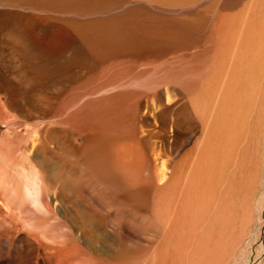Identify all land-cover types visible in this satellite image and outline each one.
I'll list each match as a JSON object with an SVG mask.
<instances>
[{"label":"bare ground","instance_id":"1","mask_svg":"<svg viewBox=\"0 0 264 264\" xmlns=\"http://www.w3.org/2000/svg\"><path fill=\"white\" fill-rule=\"evenodd\" d=\"M205 1L179 3V13L185 17L178 24L167 18L162 20V26L132 29L133 36L153 43L134 46L136 52H94L90 65H81L71 75L68 81L71 87L59 114L62 126L84 137L95 130L102 140L118 144L123 168L127 167L135 177L131 184L139 181L140 174L149 175L152 170L153 175L145 178L146 188L156 187L151 198L154 212L142 213L149 222L164 228L165 254L160 264H231L244 251L242 242L255 221L254 205L264 213V192L261 198L255 197L263 175L260 177L257 138L264 132V0H249L244 5H240L243 0L226 1L224 5H205ZM0 2L3 6L14 3L34 9L21 4V0ZM6 14L0 12V32L7 30L3 18ZM18 16L17 19L25 20ZM61 24L68 28L64 31L59 28L66 35L62 39L50 40L48 33L37 32L34 41L59 55L68 47L82 50L100 46L93 35L96 30H87L71 21ZM114 24L105 27L120 30L121 24ZM178 35L181 37L176 50L168 51ZM148 44L152 49H146ZM171 52L176 55L169 56ZM1 87L4 83L0 79ZM154 100L162 103V109L155 115L176 114L172 123L183 143L188 142L193 131H201L191 148H153L152 152L143 148L145 137H138L137 129L150 116ZM41 151L42 148L37 149L35 159L45 180L52 182L62 175L65 165L58 166ZM101 152L100 147L87 148L83 154L98 161ZM262 182L261 186L264 179ZM48 186L52 190L53 186ZM55 193L50 194L55 201L54 209L74 229L84 225L81 220L80 224L78 220L73 223L75 217L78 219L80 212L85 215L86 226L81 229L91 232L93 242L87 246L100 260L103 253L96 243L101 238V220L96 210L82 212L69 206L67 212L58 208L56 202L65 205L68 201ZM135 193L132 201L140 212L139 205L143 206L148 196ZM0 205L2 248L6 244L3 238L16 233L12 223L7 224L9 220L17 221L21 227L30 221L38 225L37 220H48L42 211L47 206L43 205L38 179L26 173L10 182L0 181ZM25 212L28 215H23ZM117 236L111 230L107 243L113 238L120 242ZM20 237L27 238L24 234ZM74 240L70 238L71 243ZM258 264H264V257Z\"/></svg>","mask_w":264,"mask_h":264},{"label":"rangeland","instance_id":"2","mask_svg":"<svg viewBox=\"0 0 264 264\" xmlns=\"http://www.w3.org/2000/svg\"><path fill=\"white\" fill-rule=\"evenodd\" d=\"M184 1L186 2V0H21V4L29 5L35 10L25 9L14 3L3 6L0 2V12H8L3 17L7 30L0 32V79L4 83V87L0 88V181L10 182L12 178L23 173L36 177L43 205L47 206V209L42 208V211L48 217L47 221L37 220L40 223L38 225L30 221L22 227L17 221L9 220L7 224L12 223L16 233L12 237L3 238L6 244L4 248L0 247L2 248L0 264L161 263L165 254L164 228L154 221L149 222L142 213L145 210H149L151 214L154 212L151 198L156 187L146 188L148 183L145 178L153 175L152 170L149 175L140 174L139 181L131 184L130 180H134L135 177L127 167L123 168L118 144L102 140L95 130L88 132L84 137L81 133L62 126L59 123L61 118L59 114L63 99L71 87V84H68L72 79L71 75H74L81 65L85 67L90 65L89 60L91 61L94 52L117 54L136 52V45L146 46L151 40L144 41L133 36L132 29L138 30L146 25L155 24L162 26V20L167 18L179 23L185 16L180 15L182 12L179 13L177 6ZM226 1L230 0H206L203 4L224 5ZM243 1L240 5L249 0ZM18 15H22L25 20L17 19ZM61 21L75 22L87 30H96L90 35H95L100 46H87L82 50L68 47L64 54L59 55L34 41L37 32L48 33L50 40L62 39L66 36L63 31L68 28L61 24ZM107 23H120V30L105 27ZM16 26L18 29H15ZM180 37L181 35H178L175 38L173 46L168 45L170 49L166 48L167 43L162 44V47L168 51L176 50ZM149 44L146 49L151 48ZM172 55L176 54L171 52L169 56ZM152 104L150 116L144 118L137 129L138 137L141 135L145 137L143 148H148L150 152L153 148H191L201 131H193V136L189 137L188 142L183 143V137L177 136L172 123V120L177 118L176 114L170 112L162 117L157 116L155 113L160 112L162 103L154 100ZM257 141L261 157L257 158L261 166L260 177L263 174L262 180L259 177V185L256 187L255 197L259 199L264 192V185L261 186L264 179V132L258 135ZM99 147L103 155L98 161H93L83 154L87 148ZM39 148H42L41 152L53 163L58 166L65 165L62 175L52 182L45 180L35 159ZM73 151L77 154H73ZM49 184L55 190L53 188L48 190ZM146 190L152 191L147 193ZM50 191L56 192L59 197H64L68 201L69 204L65 205L56 202L58 208L63 207L67 212L71 206L82 212L86 209L96 210L101 220L99 228L102 234L100 233L101 238L96 243V248L103 253L100 260H96V256L87 246L93 242L91 232L86 230L84 232L81 229L86 222L85 215L79 211V217L78 219L75 217L73 223L77 224L78 220V224L82 222L84 225L74 229L72 224L61 216V212L54 209L55 201L52 195L50 196L52 194ZM135 192L148 196V201L143 206L139 205L140 212L135 210V203L132 201ZM253 208L252 216L255 221L251 232L245 235L242 242L241 247L244 251L231 264H246L254 260L255 264H258L264 257V213L257 210V205ZM23 215L28 214L25 212ZM111 230L119 236L117 237L120 242L113 238V241L107 243V240L111 239ZM21 234L27 238L20 237ZM70 238L76 239L75 242L71 243ZM187 258L189 259L188 256Z\"/></svg>","mask_w":264,"mask_h":264}]
</instances>
